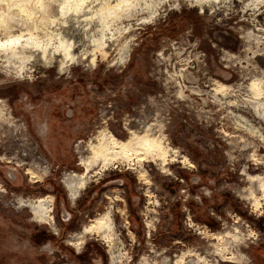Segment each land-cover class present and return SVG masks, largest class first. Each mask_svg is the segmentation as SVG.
<instances>
[{"label": "rangeland", "instance_id": "1", "mask_svg": "<svg viewBox=\"0 0 264 264\" xmlns=\"http://www.w3.org/2000/svg\"><path fill=\"white\" fill-rule=\"evenodd\" d=\"M22 2L38 28L4 18ZM1 23L0 264H264V0H2Z\"/></svg>", "mask_w": 264, "mask_h": 264}, {"label": "bare ground", "instance_id": "2", "mask_svg": "<svg viewBox=\"0 0 264 264\" xmlns=\"http://www.w3.org/2000/svg\"><path fill=\"white\" fill-rule=\"evenodd\" d=\"M2 0H0L1 2ZM25 3H21L20 5H18L17 7V10L23 12V13H18V14H15L14 11H12V7L9 8L7 6L5 9H6V16L4 18H6L7 21L11 22L12 24L15 23L16 21H19L20 23L24 24V26H27V29L30 28V26L34 27V28H38L37 27V21L35 20V17L33 16V11L31 12L29 9H26L25 8ZM36 5V4H35ZM48 7V6H47ZM16 9V8H15ZM32 9V8H31ZM41 10V9H40ZM12 11V12H10ZM18 12V11H17ZM37 17V16H36ZM37 19V18H36ZM42 22L43 24L44 23H48V21H45L44 18L42 19ZM0 24V26H3L4 28L6 29H11L12 28V24ZM125 60V59H124ZM124 62V61H123ZM63 65H61V68H62ZM103 143V142H102ZM79 147V146H78ZM94 147V146H92ZM98 147V146H97ZM97 147H94V148H97ZM103 148V147H102ZM91 149V148H90ZM99 149V148H97ZM100 151V150H99ZM117 161V160H116ZM81 163L84 164V166H86V172H84L82 175H85L88 170L90 169V167L93 165V164H89V160L87 158H82L81 160ZM108 163V162H107ZM105 165V164H104ZM12 167V166H10ZM65 173V174H64ZM62 175L65 177L64 179L68 180L69 179H72L73 180V176L69 173L66 174V172H64ZM77 173V172H76ZM30 174V173H29ZM78 175L80 173H77ZM36 179V178H35ZM34 179V180H35ZM30 201H19L18 202V205H20L21 207L23 208H27V204H29ZM29 206H33V204H29ZM64 208V207H63ZM48 221V220H47ZM47 221L45 223H47ZM43 222V221H42ZM104 229H106V231H111V225L109 223H105L104 225H102ZM57 229V228H56Z\"/></svg>", "mask_w": 264, "mask_h": 264}, {"label": "flooded vegetation", "instance_id": "3", "mask_svg": "<svg viewBox=\"0 0 264 264\" xmlns=\"http://www.w3.org/2000/svg\"><path fill=\"white\" fill-rule=\"evenodd\" d=\"M81 178H82V180H81L82 182L79 183L78 185H81L82 186L81 187V191H82L84 188H86L87 184L89 183V179L88 178H85V176H81ZM63 179H64V176L62 175L60 181L63 184V186H66V189L68 191V197L70 199V196H72V188H73V185H75L77 182L76 181H72L71 184H67L65 182V180H63ZM73 182H75V183H73ZM79 195H80V193L77 195L76 199L79 197ZM38 203H39V201H36L35 199L33 201L30 200V202H29V204H33V206H35L36 204L38 205ZM29 204H27V208L30 210L31 213H33V210L31 208V206H29ZM49 219L52 220V216H50V218H47V215H46V217H44V220L43 221L46 222ZM105 223H109L110 224V221H109V218H108V215L107 214L105 215V217L99 218L98 220L95 221V223L92 226L93 227V231L91 233H101V230H102V227H103L102 225H104ZM111 228H112V226H111ZM76 237H79V239H76ZM105 238H106V236H105ZM72 239L76 241V244L77 245H80L81 244V241L84 239V237L83 236H80V235H78V236H73L72 235ZM106 239L107 240H111L112 238L111 239L106 238Z\"/></svg>", "mask_w": 264, "mask_h": 264}]
</instances>
